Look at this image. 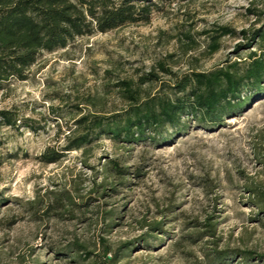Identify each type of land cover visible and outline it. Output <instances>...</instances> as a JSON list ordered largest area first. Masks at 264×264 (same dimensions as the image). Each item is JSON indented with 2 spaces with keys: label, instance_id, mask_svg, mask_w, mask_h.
Instances as JSON below:
<instances>
[{
  "label": "rangeland",
  "instance_id": "rangeland-1",
  "mask_svg": "<svg viewBox=\"0 0 264 264\" xmlns=\"http://www.w3.org/2000/svg\"><path fill=\"white\" fill-rule=\"evenodd\" d=\"M153 2L149 22L77 37L0 89L20 118L0 125V264H106L103 239L110 264H264V93L213 124L64 150L95 116L124 113L126 84L176 99L190 72L264 47V0Z\"/></svg>",
  "mask_w": 264,
  "mask_h": 264
},
{
  "label": "trees",
  "instance_id": "trees-1",
  "mask_svg": "<svg viewBox=\"0 0 264 264\" xmlns=\"http://www.w3.org/2000/svg\"><path fill=\"white\" fill-rule=\"evenodd\" d=\"M156 7L153 0H0V89L14 79H27L30 69L44 52L64 49L80 36L147 23ZM221 29L224 34L232 32L229 27ZM261 31L253 34L252 41L256 37L264 41V31ZM219 46V40L212 43L214 51ZM246 47L249 48L250 43ZM175 88L182 93L176 99L166 95L144 97L131 83L126 84L125 93L130 102L124 113L110 119L95 116L86 133L75 136L64 150L81 149L102 134L135 139L136 135L143 137L148 132L159 134L167 126L181 133L185 130L184 120L190 116L206 125L241 111L248 102L249 95L245 94L248 89L252 97L264 93V47L252 50L244 66L240 61H234L216 70L192 71L182 81H177ZM19 120L13 111L0 110V125L18 127ZM152 139L157 143L168 141L157 136ZM62 154L47 150L43 158L54 162ZM3 162L0 154V167ZM111 167L119 174L127 171L116 161H112ZM151 227L160 229L161 226L155 223ZM103 243L104 263L110 264L118 252L110 256V245L105 239Z\"/></svg>",
  "mask_w": 264,
  "mask_h": 264
}]
</instances>
